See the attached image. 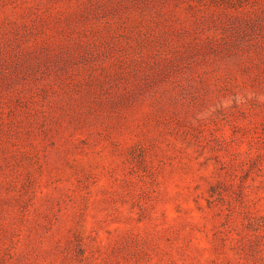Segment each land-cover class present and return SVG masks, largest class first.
I'll return each instance as SVG.
<instances>
[{
    "label": "rangeland",
    "instance_id": "rangeland-1",
    "mask_svg": "<svg viewBox=\"0 0 264 264\" xmlns=\"http://www.w3.org/2000/svg\"><path fill=\"white\" fill-rule=\"evenodd\" d=\"M0 264H264V0H0Z\"/></svg>",
    "mask_w": 264,
    "mask_h": 264
}]
</instances>
